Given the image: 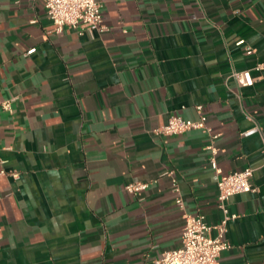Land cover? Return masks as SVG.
Listing matches in <instances>:
<instances>
[{"label": "crops", "instance_id": "crops-1", "mask_svg": "<svg viewBox=\"0 0 264 264\" xmlns=\"http://www.w3.org/2000/svg\"><path fill=\"white\" fill-rule=\"evenodd\" d=\"M99 1L107 30L81 33L0 0V264L153 261L188 214L216 236L218 180L247 167L258 190L228 200L219 260L264 264V0ZM197 105L210 132H156Z\"/></svg>", "mask_w": 264, "mask_h": 264}, {"label": "built area", "instance_id": "built-area-1", "mask_svg": "<svg viewBox=\"0 0 264 264\" xmlns=\"http://www.w3.org/2000/svg\"><path fill=\"white\" fill-rule=\"evenodd\" d=\"M50 19L53 21L56 32H62L66 27L78 29L81 33L85 30L90 32H103L107 30L104 25L102 4L99 0H43ZM243 43L240 40L238 44ZM36 51L32 48L28 54ZM257 69H264V63L257 66ZM233 76L240 79L243 85H252L254 79L250 70L234 72ZM5 108L9 102H4ZM200 116L197 120L185 118L182 115H174L169 121L156 129L158 134L176 135L192 129H202L210 132L207 126V115L203 112V105H197ZM219 135L212 134L216 139ZM212 167L220 171L215 158L211 161ZM254 170L251 167L233 171L218 180L219 206L224 210L225 216L217 225L218 234L211 235L213 226L206 221L203 214H188L186 225L183 230L182 246L176 249L165 251L162 256L153 261H142L140 264H220V256L223 251L231 248V243L225 238L228 231V221L235 218L236 214H230L227 202L231 196L244 193L256 192L258 189L252 182ZM17 176V174H14ZM174 189L179 192L177 182L173 184ZM148 188V183L136 181L125 185L129 193L137 194ZM177 203L183 207L184 202L178 196Z\"/></svg>", "mask_w": 264, "mask_h": 264}]
</instances>
